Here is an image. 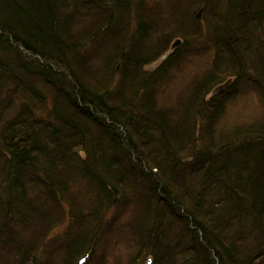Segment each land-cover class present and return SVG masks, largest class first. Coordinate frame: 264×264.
<instances>
[{"label": "trees", "instance_id": "16d2710c", "mask_svg": "<svg viewBox=\"0 0 264 264\" xmlns=\"http://www.w3.org/2000/svg\"><path fill=\"white\" fill-rule=\"evenodd\" d=\"M230 1L0 0V264H264V117L224 120L253 77L264 112V0Z\"/></svg>", "mask_w": 264, "mask_h": 264}, {"label": "rangeland", "instance_id": "374dc122", "mask_svg": "<svg viewBox=\"0 0 264 264\" xmlns=\"http://www.w3.org/2000/svg\"><path fill=\"white\" fill-rule=\"evenodd\" d=\"M172 1V0H170ZM179 1V0H177ZM182 1V0H181ZM228 2H226V5L230 2V0H227ZM151 4V5H150ZM148 5L149 11H153L155 14H157L156 11V5L153 3H150ZM234 4V2H233ZM182 5V4H181ZM225 5V6H226ZM162 9L161 11L159 10V12L162 13H166L167 14V8L168 6H161ZM186 10V7L185 9ZM183 10V11H184ZM201 11H203V15L201 16L199 20L201 25V30L203 31V33L200 35V41L201 42H196L194 44L195 48H193L194 50H199V52L201 53L200 56H198V62L197 64L191 65V66H187L184 65L181 68V71L176 73V83L175 85L172 84L169 89L167 91V94H165L164 96H162V105L165 106V102L170 103L169 105L175 104L177 101V96L179 95V93L181 92L182 88L185 87V84H187L188 80H190L193 76L196 75L197 71L199 69H206L208 64L212 65V61L214 59V55L216 52H208L207 50H209L212 47V41H210L209 37L206 36L207 32H208V28L209 25H207V23H205L204 17H205V10L199 8V10L196 12V15L199 14ZM163 16V15H162ZM161 16V17H162ZM251 17H249L250 19ZM166 19V16L163 20ZM248 19V20H249ZM256 23V25L254 23ZM159 23V22H158ZM249 24V34L251 36V38L253 37L257 42L258 40L263 41L264 43V21L262 20L261 22H259L258 20H249L248 22ZM201 31V32H202ZM206 37H204V36ZM252 38V39H253ZM253 39V41L255 42V40ZM176 41V40H174ZM250 42V40H248ZM246 41V42H248ZM255 44V43H254ZM256 46V45H255ZM182 47V46H181ZM180 47V48H181ZM178 48V49H180ZM215 49V47H214ZM262 51L264 52V47L261 46ZM177 50V49H176ZM252 53H254V49L251 48ZM196 68H198L197 70H195ZM253 79L251 80L252 84L250 85H246V84H241V87L237 90L238 92L241 93V95L236 96L234 100L231 101L230 105L228 106V110L226 112L225 118L224 120L228 121L231 125L235 124V123H243V122H250L251 120H256V119H260L264 117V112H263V108H261L262 103L259 102V98L257 93L254 90V86H255V82L253 81ZM177 97V98H176ZM41 116L43 115L42 112ZM222 127H220L221 129ZM112 221L114 220L115 222H117V226L119 225L118 223H121V225L127 226V229H131V227H134L133 222L125 221V222H121V217L119 215H113L111 216ZM126 218L124 217V220ZM129 219H131L129 217ZM109 237V234L107 236V238ZM116 238H119L120 240H122L121 236L118 235V237L116 236ZM129 245V241H117L113 244H111V247H118L117 251L113 254L115 259H113L112 261L118 260L119 257L122 258L123 262L121 264H128L130 256H133L135 254H137V250L135 249H129L128 248ZM148 262V261H147Z\"/></svg>", "mask_w": 264, "mask_h": 264}, {"label": "water", "instance_id": "95a60500", "mask_svg": "<svg viewBox=\"0 0 264 264\" xmlns=\"http://www.w3.org/2000/svg\"><path fill=\"white\" fill-rule=\"evenodd\" d=\"M202 15H203V11H201V12L198 14V16H197L198 19H200ZM181 44H182L181 41H179V40H178V41H175L174 45L171 47L170 51L168 52L169 54L165 55L164 58H163L159 63L164 62V60L167 59L170 55H172L173 52H174L178 47L181 46ZM231 82H232V80L226 82V83L223 84V85H219V87H217L216 89L213 90V92L211 93V95L215 96V95H218V94L224 92L226 89H228V88L230 87V85L232 84ZM88 258H89V255H87L86 257H84L83 259H81V260L79 261V264H86ZM149 264H151V260H150Z\"/></svg>", "mask_w": 264, "mask_h": 264}]
</instances>
